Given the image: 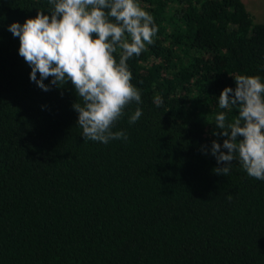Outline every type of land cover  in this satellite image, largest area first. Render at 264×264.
<instances>
[{"label": "trees", "instance_id": "obj_1", "mask_svg": "<svg viewBox=\"0 0 264 264\" xmlns=\"http://www.w3.org/2000/svg\"><path fill=\"white\" fill-rule=\"evenodd\" d=\"M137 2L158 31L127 61L141 103L112 128L127 139L105 144L84 140L70 81L30 80L8 31L50 0H0V264H264V180L238 159L218 175L211 154L216 116L238 115L222 90L264 83V23L243 0Z\"/></svg>", "mask_w": 264, "mask_h": 264}, {"label": "clouds", "instance_id": "obj_2", "mask_svg": "<svg viewBox=\"0 0 264 264\" xmlns=\"http://www.w3.org/2000/svg\"><path fill=\"white\" fill-rule=\"evenodd\" d=\"M50 3V14L38 11L22 25L13 22L8 26V31L19 38V55L31 67L30 80L44 91L50 90L43 82L49 77L58 87L71 82L78 97L73 108L84 140L105 144L113 139L126 140L125 132H113L112 128L129 104L141 103L127 61L154 43L158 29L153 16L137 0ZM118 50L117 62L114 54ZM234 80L235 89L225 87L218 97L219 108L232 107L238 115L230 123H226L223 112L216 116L219 131L214 135L225 139L222 145L212 142L211 154L222 165L213 171L226 176L238 159L248 176L264 180V83L259 76L239 75ZM154 103L159 107L161 98L156 97ZM141 115L137 108L129 123L134 124Z\"/></svg>", "mask_w": 264, "mask_h": 264}, {"label": "rangeland", "instance_id": "obj_3", "mask_svg": "<svg viewBox=\"0 0 264 264\" xmlns=\"http://www.w3.org/2000/svg\"><path fill=\"white\" fill-rule=\"evenodd\" d=\"M256 23H264V0H243Z\"/></svg>", "mask_w": 264, "mask_h": 264}]
</instances>
